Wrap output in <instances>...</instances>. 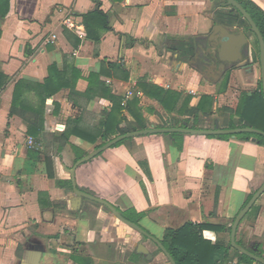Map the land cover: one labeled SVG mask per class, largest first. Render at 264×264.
I'll list each match as a JSON object with an SVG mask.
<instances>
[{
	"label": "crops",
	"instance_id": "crops-1",
	"mask_svg": "<svg viewBox=\"0 0 264 264\" xmlns=\"http://www.w3.org/2000/svg\"><path fill=\"white\" fill-rule=\"evenodd\" d=\"M251 1L264 11V0ZM96 9L106 16V27L96 29L98 41L86 36L83 20ZM65 11L80 31L62 25ZM231 12L237 14L223 0H6L0 6V72L9 79L0 92V264H170L153 242L117 225L97 203L78 199L68 171L76 154L85 157L132 123L127 109L119 122L102 85L122 104L133 101L149 128L187 118L191 125L196 120L195 129H225L215 111L214 83L203 81L192 64L204 47L214 56V28L225 25L218 17ZM51 34L54 43L45 44ZM171 39L182 45L170 49ZM52 65L68 86L42 101L35 86L44 84ZM93 74L98 78L92 81ZM246 78L255 84L252 75ZM18 81L26 83L21 101L40 111L26 114L42 119L38 138L9 113ZM140 82L179 94L174 111L140 90ZM204 96L212 99L210 113L177 114L183 99L190 98L186 109L193 110ZM108 119L107 128L101 126ZM73 127L110 136L93 144L76 136L65 142L62 134ZM75 181L80 191L107 201L160 243L166 230L193 223L224 227L200 236L226 245L227 227L264 181V147L235 137L183 135L179 141L169 134L146 135L80 165ZM254 206L257 211L239 224L236 242L262 248L264 258V193ZM235 251L225 260L216 255L215 264H243Z\"/></svg>",
	"mask_w": 264,
	"mask_h": 264
},
{
	"label": "trees",
	"instance_id": "trees-1",
	"mask_svg": "<svg viewBox=\"0 0 264 264\" xmlns=\"http://www.w3.org/2000/svg\"><path fill=\"white\" fill-rule=\"evenodd\" d=\"M4 1V2H3ZM0 1V6L3 3H6V0ZM238 1L244 10L248 13L254 24L256 25L257 29L259 30L263 41H264V11L258 7L255 3H253L251 0H236ZM224 2V0H223ZM237 15L239 13L235 11ZM241 18V16L239 15ZM242 19V18H241ZM84 20V26L86 30V36L94 41L99 40V36L97 35L96 29L102 28L104 29L106 27V16L99 11V9L94 10L93 12L86 14L83 16ZM242 23L240 24H234L237 27H243L247 30L249 29L248 23L245 20H241ZM233 25V26H234ZM168 47L171 49L174 45H182L177 44L176 40H169L168 41ZM253 63L258 62V58L253 55L252 57ZM241 67H248L249 65L245 62L240 63ZM251 70V69H249ZM248 70V71H249ZM247 71V72H248ZM62 75L56 70V67L52 65L48 68V77L43 85H36L35 86V92L39 97L42 98V101H44L47 98L52 97L54 94L59 92L62 88H64L67 84H63L61 82ZM91 80L97 79L98 75H91ZM90 80V83L92 81ZM9 79L5 75H3L0 72V92L4 88V86L8 83ZM229 83V72H226L224 75L223 82L221 83L218 94H223L227 91ZM26 83L23 81H18L13 90V98L12 103L10 107V115H17L19 116L24 122L28 124L27 129V135L32 138H38L41 136L40 128L38 125V122L40 125H42V119L34 118V122L30 121L29 117L26 116V114L33 113L35 115H39L40 111L37 112L32 107L28 106L27 104L23 103L21 101V91L23 88H25ZM259 90L248 94H243L240 97V100L237 104V107L231 116V119L228 123V126L225 129H235V128H245L250 127L253 129L260 130L264 132V96L261 92V81L258 82ZM68 86V85H67ZM71 88H73V85H69ZM90 87H88L89 89ZM138 88L142 90L144 93H146L150 97L156 98L159 103L163 106V108L168 112H173L175 108V104L177 103L178 99H180V95L171 91H165L159 87L156 86H150L145 85V83H138ZM102 92L103 95L109 96V98L114 102V110L118 111L120 113L119 122L125 121V118L121 115L122 109H127L129 115L131 116V122L127 123V131L128 132H135L140 130H146L148 129L147 123L142 119L141 116L137 113V111L134 108L135 103L133 101H129L128 103L122 104L121 98H114L111 95H109L110 90L102 85ZM189 97L183 99L182 107L177 110L178 115H186L191 116L194 112H204V113H210L212 111V99H210L208 96H204L200 99L198 106L196 109H186V106H188L189 103ZM237 118L238 122L240 123H234L233 119ZM73 122V123H72ZM189 119L179 120L176 118H173L170 120L162 121L157 128H184V124H189ZM70 123V122H69ZM68 123V124H69ZM72 124H76L75 121H71ZM109 124V119L105 120L101 123V126L106 127V125ZM196 126V120L194 119L192 123V129H195ZM125 132L119 131V135L124 134ZM168 135V134H167ZM171 137L179 139V141L182 138V134L175 133V134H169ZM70 136H76L80 139H82L85 142L93 144L97 138H101L104 142H106L109 138V133H85L82 132L81 129H76V127H73L71 130H67L62 134V139L67 142ZM231 137H235L242 141H253L259 146H264V137L260 135L255 134H237L234 136L230 135H221V136H209L208 138H216L219 140H228ZM119 144V143H118ZM116 144V145H118ZM104 145L102 143L98 147ZM115 145V146H116ZM97 147V148H98ZM178 149H181V144L177 145ZM73 152L76 153V149L72 148ZM83 153L76 154L75 161L82 158ZM251 197H249L250 199ZM217 204V199L215 201V206ZM102 207V206H101ZM104 208V207H103ZM107 210L106 208H104ZM108 211V210H107ZM257 211V207L253 206L251 209V212ZM224 227H216L209 224H193V223H187L182 228L178 230H166L162 245L165 247L167 252L170 254L172 259L176 264H215V256L221 255L223 256L224 260L228 258L229 250L232 249L230 247V243L224 244V243H216L212 245L210 242L205 241L201 238L200 234L205 230H223ZM227 232L230 233V227H227ZM238 245L244 247L251 253L262 257V250H253L251 248L245 247L240 241L237 242ZM243 264H254L251 259L248 257L239 254L237 251H235Z\"/></svg>",
	"mask_w": 264,
	"mask_h": 264
},
{
	"label": "water",
	"instance_id": "water-1",
	"mask_svg": "<svg viewBox=\"0 0 264 264\" xmlns=\"http://www.w3.org/2000/svg\"><path fill=\"white\" fill-rule=\"evenodd\" d=\"M224 4L227 7L232 8L233 10L237 11L241 18L245 20L248 23L249 29L248 32H251L255 37L258 42V47H259V67H260V81H261V92L264 96V41L263 38L257 29L256 25L248 15V13L244 10L242 5L236 1V0H224ZM232 29H228L224 26H216L214 28V36L218 34L220 36V52L222 56L223 54H227V59L233 62H238L241 60V56L238 54V48L246 43V37L243 34H239L237 36L232 35L231 32ZM215 49V48H214ZM208 52H210L209 48L207 49ZM223 57V56H222ZM221 57V59H222ZM226 58V57H225ZM200 59L202 61H209V59H213V56H210V54H206L205 57L201 56ZM199 60V59H198ZM240 65V64H239ZM241 67V65H240ZM179 133L182 135H194V136H221V135H230L234 136L237 134H255V135H260L264 137V132L253 129L250 127H245V128H235V129H192V128H154L151 127L146 130H140V131H135V132H125L122 135H118L117 137L110 139L107 143L104 145L96 148L95 150L91 151L88 153L85 157L77 160L72 168L68 171L70 181H71V187L73 194L78 198V199H87L89 201H92L94 203H97L98 205L102 206V208H106L111 216L115 219L117 225L121 224L124 226H127L133 230H135L137 233H139L144 239H148L151 242H153L161 251V253L166 257V259L169 261L170 264H176L170 254L167 252L165 247L160 243L158 240L153 238L152 236L148 235L144 230H142L140 227L137 225L129 222L126 220L110 203L107 201L100 199L98 197H94L92 195L86 194L82 191H80L76 185L75 181V171L76 169L86 163L92 160L93 158L97 157L100 155L102 152L106 151L107 149H110L111 147L115 146L117 143L125 140V139H133L137 137H142L146 135H162V134H175ZM264 193V181L262 185L252 194L251 198L248 200L246 205L239 211V213L236 215V217L233 220V223L231 225V230H230V247L240 254L248 257L253 261L254 264H264V258L259 257L244 247L240 246L236 242V233H237V228L239 224L241 223L242 219L244 216L252 209V207L255 205L256 201L259 199V197ZM143 253L147 254V250L142 248ZM148 259L150 260L151 257L148 255Z\"/></svg>",
	"mask_w": 264,
	"mask_h": 264
},
{
	"label": "rangeland",
	"instance_id": "rangeland-1",
	"mask_svg": "<svg viewBox=\"0 0 264 264\" xmlns=\"http://www.w3.org/2000/svg\"><path fill=\"white\" fill-rule=\"evenodd\" d=\"M220 1V0H219ZM219 21L223 22L224 27L231 30L232 35H239L243 34L246 37V43L238 48V54L241 56V60L238 62L233 63H225V61H221L218 59L217 55L213 56V59H209V61H202L199 59V55L201 57V53H197L196 57H198L199 62L201 65H194L192 64V67L194 69H200L202 66V78L203 81L207 80L208 82H213L215 85V111L216 115L219 116V121L222 122L226 127L228 126V123L231 119V116L233 115L237 104L240 100V97L243 94L250 95L251 93L259 90V85H257L258 82H260V67L259 62H254L251 67H240V62L244 59L243 55L246 56L247 61L251 62L252 56H256V58L259 59V48L257 44L256 37L251 33L248 32L247 27H235L233 28L234 24H240L241 18L239 15L235 14L234 12L225 13L223 15H220L218 17ZM235 26V25H234ZM244 29V30H243ZM204 57L205 52H207V48L204 47ZM251 69L250 71L243 72L244 70ZM204 70V71H203ZM255 71V72H254ZM226 72H229V83L227 91L223 94H218L219 87L221 83L223 82L224 75ZM245 75V76H244ZM252 75V79H255V84H247L246 77ZM245 78H244V77ZM235 123L239 124L238 119L234 118ZM173 122V119H172ZM187 128H192V125L185 124ZM128 139H125L119 144L123 143L124 141H127ZM118 144V143H117ZM264 147V146H263ZM246 233L242 234L243 237H246ZM264 237V236H263ZM244 242V241H243ZM248 244V242H245V244ZM251 248V247H249ZM262 250V248H261Z\"/></svg>",
	"mask_w": 264,
	"mask_h": 264
},
{
	"label": "built area",
	"instance_id": "built-area-1",
	"mask_svg": "<svg viewBox=\"0 0 264 264\" xmlns=\"http://www.w3.org/2000/svg\"><path fill=\"white\" fill-rule=\"evenodd\" d=\"M62 25L68 29V30H71V31H80V28H81V25L80 23H75V19L73 18V15L70 11H65L64 12V16H63V19H62ZM79 36H83L82 33H78ZM55 41V35L51 34L45 41L44 43L45 44H52L54 43ZM191 94H193V92H190ZM29 145L32 144V139H29L28 141Z\"/></svg>",
	"mask_w": 264,
	"mask_h": 264
},
{
	"label": "flooded vegetation",
	"instance_id": "flooded-vegetation-1",
	"mask_svg": "<svg viewBox=\"0 0 264 264\" xmlns=\"http://www.w3.org/2000/svg\"><path fill=\"white\" fill-rule=\"evenodd\" d=\"M244 30V29H243ZM230 33H232V32H230ZM220 36L218 35V34H216V37L212 40V42H211V44L212 45H216L215 46V49L213 50V51H211L212 52V54L215 56V55H217V57H218V59L219 60H221V61H225V63H233V61H230L229 59H227V56H225L224 57V54L222 55V56H220L221 55V52H220ZM257 44H258V42H257ZM259 48V47H258ZM204 52V51H203ZM201 53V52H200ZM206 53H208V54H211V53H209L208 51L206 52ZM200 56V55H199ZM201 56H203V53H201ZM195 57V55L192 57V58H190V60H192L193 58ZM221 57H222V59H221ZM253 57V56H252ZM243 60L240 62V63H242V62H245V63H247L248 65H249V67H251L252 66V64H253V60L251 59V62H249V61H247V59H246V56H244L243 55ZM194 60V59H193ZM258 62H259V59H258ZM194 65H201L200 64V62H199V60L197 59V60H195L194 61ZM203 67L201 66L200 67V69H198V70H200L201 72H202V69ZM249 70V69H248ZM248 70H245L246 72L248 71ZM204 71V70H203ZM250 71V70H249ZM249 76V75H248ZM257 85H258V83H257Z\"/></svg>",
	"mask_w": 264,
	"mask_h": 264
}]
</instances>
